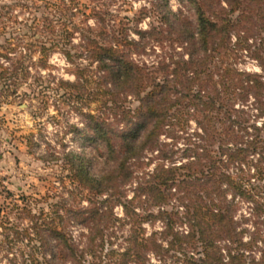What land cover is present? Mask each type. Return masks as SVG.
<instances>
[{
    "label": "rangeland",
    "instance_id": "374dc122",
    "mask_svg": "<svg viewBox=\"0 0 264 264\" xmlns=\"http://www.w3.org/2000/svg\"><path fill=\"white\" fill-rule=\"evenodd\" d=\"M165 5L173 13L194 20L193 10L182 0H0V264H75L69 257L53 258V241L51 246L41 248L39 237H35L32 215L35 214L40 223L54 213L63 216L64 226L61 227L83 253L80 264H115L118 255L106 254L111 248L117 252L125 249V236L131 222V218L125 216V201L139 191L138 184L158 165H179L194 159L195 152L203 154L202 146L209 145L214 150L211 154H217L215 146L227 138L223 128L228 122L219 121V116L211 120L213 127L208 131L213 130L214 136L213 143L209 144V140H201L196 134L202 131L197 123L201 115L191 106L163 127L157 138L158 146L144 149L139 160L130 161L132 176L129 180L125 181L124 169L111 179L101 194L93 195L73 180L70 165L65 161L68 152L84 154L93 159L90 168L93 174L111 173L115 162L107 157L103 145L84 139L85 135L76 132L74 127L83 128L88 120L81 112H90L122 128L123 123L117 122L119 111L136 105L133 96L124 92L114 99L108 93H99L104 87L101 84L98 89L96 82L101 70L97 61L89 57L83 34L99 44L113 42V34L123 35L124 41H134L136 44L123 45V52L144 72L161 80L166 74L162 65L171 68L181 55L187 57L186 51L178 41L170 43L171 37L166 36V31L161 33L163 38L155 34L141 38L138 32L150 26L166 29ZM220 5L226 7L224 2ZM255 10L251 14L242 7L231 13L237 24L228 49L221 50V59L239 70L263 74L256 56L264 58V26ZM244 11L250 14L248 18H241ZM158 38L162 41H157ZM218 58L211 61L212 67ZM77 72H81L79 81L85 84L81 88L83 92L73 89L70 94L60 81L77 80ZM193 88L195 90L197 85ZM114 100L119 108L113 106ZM232 103L235 111H231V118L240 123L232 122L235 127L228 133L231 136L228 144L232 145L234 135H239L241 140L236 142L255 138L264 146V113L259 104L250 96ZM256 152H248L245 160L256 162L264 155V150ZM201 158L205 160L202 155ZM253 162H230L218 169L233 178H241L252 193L258 192L255 198L263 203L264 181L253 178L256 169ZM262 163L264 165V161ZM252 185L257 186L252 188ZM207 188L208 182L196 185L192 191L205 197ZM169 191L166 206L147 208L153 213L162 208L176 211L174 230L184 233L187 225L180 216L184 202L189 195L193 196L192 191L186 193L176 186ZM212 196L214 201H219L215 194ZM225 196L231 204L235 231L242 241L249 243L242 249L245 264H252V260L259 262L264 255V208L255 209L254 201L239 195L226 192ZM146 203L144 194L134 199V216L142 214ZM92 206L105 212L97 223L92 221L94 228L91 221L67 217L69 209L86 210ZM141 226L144 235L157 232L158 241L167 248L168 238L160 234L164 220L145 221ZM228 240L223 236L215 239L224 259ZM165 249L160 253L147 250V262L184 264L179 250ZM185 250L189 255H200L199 247L187 246Z\"/></svg>",
    "mask_w": 264,
    "mask_h": 264
},
{
    "label": "trees",
    "instance_id": "16d2710c",
    "mask_svg": "<svg viewBox=\"0 0 264 264\" xmlns=\"http://www.w3.org/2000/svg\"><path fill=\"white\" fill-rule=\"evenodd\" d=\"M182 1L193 10L194 20L189 21L184 16L173 13L165 5L163 19L167 28L150 26L149 29L138 32L141 38L154 34L155 37L161 35L163 38L164 35L161 33L166 31V36L171 37L168 41L170 43L174 40L178 41L186 51L187 57L184 58L181 55L173 61L171 68H168L167 64L162 65L166 74L161 80H157L149 72H144L123 52V45L135 43L134 41H124L123 35L113 34L115 39L113 42L99 44L90 36L83 34L88 55L92 60L97 61L101 70L96 82L98 89H101V84L104 87L99 93H108L114 99V96L124 92L126 95H132L136 101L135 106H125L119 111L117 122L123 123L122 128L118 129L99 115L90 112H81L88 120L83 128L74 127L76 132L85 135H83L84 139L103 145L107 157L115 162V168L111 170V173L97 176L90 170L92 158L74 152H68L65 155V161L72 171L71 178L93 195L105 191L111 179L123 173L124 169L125 181L129 180L132 176V170L129 168L130 161L139 160L144 149L158 146L159 132L172 119L179 118V114L184 109L188 110L192 106L193 110L201 115V120L198 119L197 123L202 131L196 134L201 140H209V144L213 143L214 136L213 130L209 133L210 127H213L210 125L211 120L218 119L219 116V121L228 122V126L223 128L227 138L223 139L222 144L215 146L217 154H211L214 150L209 145L202 146L203 154L195 152L194 159L179 165L166 167L158 165L142 184H138L139 191L133 194L130 200L125 201V216L131 218L129 219L131 220L130 230L125 236V249L117 252L111 248L106 254L107 256L118 255L115 264H150L147 262L145 252L153 249L160 253L165 249L158 241L157 232L152 231L144 235V229L141 226L142 222H152L157 218L164 220V227L160 234L168 238L165 250H179L184 264H245V254L242 249L249 243L242 241L235 231L231 217V204L226 200L225 194L228 192L233 196L239 195L252 200L256 204L255 209L259 211L264 208V202L260 203L255 198L258 192L252 193L241 178H233L218 169L230 162H253L245 160L246 154L264 150V146L260 145L261 141L255 138L243 143L236 142L241 140L239 135H234L235 141L232 145L228 144L231 140L228 133L235 127L232 122L240 123L231 118V111H235L232 103L235 99L245 100L250 96L264 113V58L256 56L263 74L239 70L230 64H225L221 59L223 54L221 50L228 49L229 39L237 24L230 16L231 13L242 7H246L251 14L254 9H257L255 12L263 20L261 25L263 27L264 0ZM221 2H224L226 7L220 5ZM249 16L248 12H241V18ZM161 38L157 41H162ZM66 54L70 57L69 52ZM216 56H219L218 61L212 67L210 63ZM80 74L81 72H77V80L73 82L61 80L60 84L66 86L64 89H69L70 94L73 93V89L82 93L81 88L85 84L84 81H79ZM195 84L197 88L193 90ZM114 104L113 106L119 108ZM243 128L245 129V126ZM253 128L258 129L256 126ZM237 129L236 127L235 131ZM201 155L205 160H201ZM222 155L225 158H221ZM262 161H264V155L252 163L256 168L252 175L257 181H264ZM206 182L209 183V188L206 189L207 196L202 197L192 191L196 185L201 186ZM172 186H176L179 190L183 189L186 193L192 191L193 196L189 195L187 202H184V210L180 216L182 222L187 225L184 233L174 230L176 211L162 208L157 213H153L147 208V206H158V208L166 206L169 189ZM142 194L147 205L142 208V214L134 216L132 203L134 199H140ZM213 194L219 198V201H214ZM66 214L67 217L81 222L91 221V226L94 228L96 226L92 221L97 223V219H100L105 212H99L96 206H92L86 210L69 209ZM32 217L35 237H39L41 248H47L52 240L55 246V250H51L53 258L69 257L75 264L81 263L83 253L78 251L65 228L61 227V225L64 226L63 216L54 213V216L48 219L43 218L40 223H37L38 217L35 214ZM56 220L59 224L55 222ZM16 231L18 234L19 231ZM95 233L90 236V242L93 241ZM219 236L229 239L225 249L226 260L215 242ZM187 246L199 247L200 255L195 257L187 254L185 250ZM262 261H264V255L259 262ZM259 262L252 260V264Z\"/></svg>",
    "mask_w": 264,
    "mask_h": 264
}]
</instances>
